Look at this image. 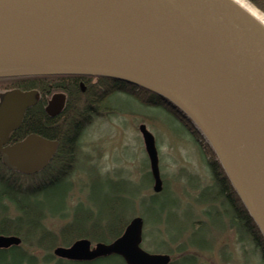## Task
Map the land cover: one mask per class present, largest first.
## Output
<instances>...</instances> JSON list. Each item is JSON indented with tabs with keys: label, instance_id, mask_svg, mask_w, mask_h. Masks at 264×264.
Instances as JSON below:
<instances>
[{
	"label": "water",
	"instance_id": "water-1",
	"mask_svg": "<svg viewBox=\"0 0 264 264\" xmlns=\"http://www.w3.org/2000/svg\"><path fill=\"white\" fill-rule=\"evenodd\" d=\"M90 76L124 82L176 108L208 145L264 239V26L233 0H0V79ZM55 95L50 118L63 109ZM34 93L0 102V159L23 176L44 170L58 143L37 135L3 147ZM152 191H162L157 150L144 125ZM133 218L111 243L87 239L56 247L58 259L86 263L117 256L125 264H170L141 248ZM0 235V250L18 247Z\"/></svg>",
	"mask_w": 264,
	"mask_h": 264
},
{
	"label": "rangeland",
	"instance_id": "rangeland-1",
	"mask_svg": "<svg viewBox=\"0 0 264 264\" xmlns=\"http://www.w3.org/2000/svg\"><path fill=\"white\" fill-rule=\"evenodd\" d=\"M116 90L109 97L110 109L104 115L84 121L77 144V164L67 183L45 197L46 203H57L59 196L68 194L67 217L46 218L45 230L58 240L74 207L81 206V215L90 212L95 217L101 207L111 204L117 206L114 214L124 216L127 223L133 217L143 219L141 247L148 253L167 254L171 260L189 255L199 264H264V254L248 243H238L236 234L227 225L219 229L208 226L204 216L208 206L200 204L198 197L213 183L207 163L213 156L202 137L175 119L166 108L146 105L140 94L130 96L126 91ZM140 125L146 127L155 141L163 184L159 194L152 191L149 164L138 131ZM30 181L19 178L23 187ZM153 218L159 223L154 225ZM184 218L193 222V228L206 223L209 250L179 253L178 247L185 243L187 235L170 242L168 237L176 236L178 226L186 221ZM162 243L170 252L155 251ZM56 247L60 245L49 251L35 248L28 251L38 264H43L46 254L52 255Z\"/></svg>",
	"mask_w": 264,
	"mask_h": 264
},
{
	"label": "trees",
	"instance_id": "trees-1",
	"mask_svg": "<svg viewBox=\"0 0 264 264\" xmlns=\"http://www.w3.org/2000/svg\"><path fill=\"white\" fill-rule=\"evenodd\" d=\"M246 1L264 14V0ZM120 84L123 85L121 91H126L130 96L140 94L146 105L162 106L179 122L188 125L189 122L184 120V116L176 108L166 104L159 96L130 84ZM114 89L111 92H114ZM111 92L109 93L112 94ZM84 125V120L79 121L77 119V107L70 101L56 118H47L39 107H34L26 112L20 129L27 133L35 132L45 138L58 141V149L48 167L39 174L30 177L10 173L0 163V235H15L20 237L22 241L19 247L0 250V264H38L35 256L29 253L28 250L35 248L49 251L57 245L69 247L79 239H88L91 243H110L123 233L127 226V222L124 220L125 217L116 216L114 211L117 206L111 204L101 207L95 217H92L90 212H88V215L85 213V216L81 215V206L74 207L69 222L59 232L58 240L44 228L46 218L57 217L63 219L67 217V214H65L67 193L59 196L57 203H46L45 197L54 193L59 185L67 183L68 178L72 175V169L77 164L78 139ZM212 156L213 158L207 163L211 170L213 183L210 187L203 189L198 197L200 204L208 206V209L204 212L208 226L219 229L222 225H227L236 234L238 243H248L264 254L262 235L231 188L215 156L213 154ZM20 177L30 178L31 181L23 187L19 182ZM184 220L186 221L178 226V235L168 237L170 242H174L187 235L185 243L178 247L179 253L183 254L191 249L209 250L210 245L205 237L208 233L206 223L197 224L196 228H193V222L186 218ZM153 222L154 225L159 223L156 218H153ZM187 226L189 230H187ZM155 251L170 252L164 243H162V246H157ZM42 263L125 264L117 256H110L89 263H74L55 259L48 253L43 258ZM170 264L199 263L193 256L185 255L178 260L172 259Z\"/></svg>",
	"mask_w": 264,
	"mask_h": 264
},
{
	"label": "flooded vegetation",
	"instance_id": "flooded-vegetation-1",
	"mask_svg": "<svg viewBox=\"0 0 264 264\" xmlns=\"http://www.w3.org/2000/svg\"><path fill=\"white\" fill-rule=\"evenodd\" d=\"M122 87L123 85L120 82H111L103 78L89 76L61 75L6 78L0 79V102L3 95L12 91H19L21 93L32 92L35 96V102L31 107L26 109L24 116L27 111L34 107H39L44 115L50 118L45 111L48 103L53 96L60 95L64 98L62 112L66 104L70 101L77 107L78 120L87 121L88 117L104 115L110 109L109 92L113 91L114 88L121 90ZM23 119L19 128L9 134L3 147L19 143L29 135H37L45 138L35 132L27 133L22 131L20 128ZM14 133L16 134L13 135Z\"/></svg>",
	"mask_w": 264,
	"mask_h": 264
},
{
	"label": "bare ground",
	"instance_id": "bare-ground-1",
	"mask_svg": "<svg viewBox=\"0 0 264 264\" xmlns=\"http://www.w3.org/2000/svg\"><path fill=\"white\" fill-rule=\"evenodd\" d=\"M238 3L242 8H244L250 15L256 18L264 26V15L259 13L255 8L248 4L244 0H233Z\"/></svg>",
	"mask_w": 264,
	"mask_h": 264
}]
</instances>
